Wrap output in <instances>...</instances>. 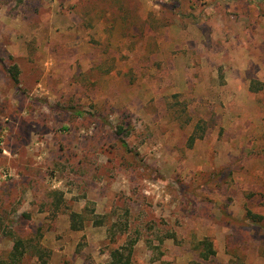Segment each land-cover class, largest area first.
Returning a JSON list of instances; mask_svg holds the SVG:
<instances>
[{"label": "rangeland", "instance_id": "374dc122", "mask_svg": "<svg viewBox=\"0 0 264 264\" xmlns=\"http://www.w3.org/2000/svg\"><path fill=\"white\" fill-rule=\"evenodd\" d=\"M0 216V262L264 264V0H0Z\"/></svg>", "mask_w": 264, "mask_h": 264}, {"label": "trees", "instance_id": "16d2710c", "mask_svg": "<svg viewBox=\"0 0 264 264\" xmlns=\"http://www.w3.org/2000/svg\"><path fill=\"white\" fill-rule=\"evenodd\" d=\"M11 81L14 84L19 83V70L17 66H13L8 71ZM253 89V86L251 87ZM123 126H117V135L121 136L124 133ZM128 134V132H127ZM123 139V138H122ZM195 138H192L191 142H194ZM123 146L126 148L127 143L122 140ZM248 221L254 223V224H261L262 223V216L253 213L252 211H247L246 215ZM71 219V229L73 231H80L85 224L84 217L80 213H71L70 215ZM0 222H2V217L0 216ZM95 226H104V220L102 219H94ZM10 238L13 241V248L12 251L9 253V256L2 260L0 264H22L23 259L27 253H31L32 255L35 253L38 257V263L37 264H48V256L45 254V251L41 248H38L34 245H28V240L23 239L19 235L13 233L12 231L9 234ZM173 238V236H172ZM136 242L135 241H129L127 245H124L122 247L114 249L110 253V260L108 264H133V254H134V246ZM195 251L198 253V257L202 261H209L211 258H213L216 255V251L214 249V245L211 240L209 239H203L195 244L194 247Z\"/></svg>", "mask_w": 264, "mask_h": 264}]
</instances>
